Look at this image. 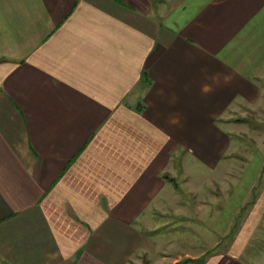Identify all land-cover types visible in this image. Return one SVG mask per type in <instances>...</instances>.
<instances>
[{"label": "crops", "instance_id": "obj_1", "mask_svg": "<svg viewBox=\"0 0 264 264\" xmlns=\"http://www.w3.org/2000/svg\"><path fill=\"white\" fill-rule=\"evenodd\" d=\"M261 108L264 0H0V264H264Z\"/></svg>", "mask_w": 264, "mask_h": 264}, {"label": "rangeland", "instance_id": "obj_2", "mask_svg": "<svg viewBox=\"0 0 264 264\" xmlns=\"http://www.w3.org/2000/svg\"><path fill=\"white\" fill-rule=\"evenodd\" d=\"M262 109L264 108H261L259 110L247 109V112L244 114H234L229 117V119L231 120L236 121V119H239L243 121V123L241 124L242 126H240L239 129L238 128L229 129V133L231 136V142L229 144L228 149L226 150V154L231 155V157H233L232 160L234 161L233 162L234 166H232L231 163H228L229 165L228 164L226 165L229 167V169L235 170L236 162H237L235 157L237 156L244 155L245 157H247L249 155L251 157V155L255 153L264 154V113L261 111ZM186 157L188 158L190 157L189 153L186 154ZM181 158H183V153H182ZM180 160L181 162L183 161L182 159ZM196 163L198 164V166L201 164L200 162H196ZM222 167L220 166L219 169H222ZM178 169H179L180 175L175 180H176V184L178 183L182 187V193H181L182 200L179 202H181L182 206H185V204L192 205V204L198 203L196 201L197 200L196 198L198 197L197 194H195L194 192H188V184L190 185L195 184L193 183L194 179L185 177L186 173L184 171L183 166L179 167ZM195 172L197 174H202V180H204L205 173H202L200 171H195ZM212 173L214 175V178H213L214 184H216V186H220V179L215 178V176L219 173V171L216 170L215 172H212ZM200 184L201 186H203V182L201 183L200 181ZM193 186L191 187L192 189H193ZM195 187H199V183ZM218 196H220V194ZM184 199L187 200V203H185L186 201L185 202L183 201ZM182 228L183 227L180 226V233L178 234L179 236H177V241L173 242L171 245L172 250L170 254L178 255L179 253L184 252V250H192V247H190L192 243H190L191 241L188 239L189 234L181 233ZM195 239H198L199 241L194 242L193 247H200L202 240L199 238H195ZM157 259L159 260V262H157ZM172 260H173V257L164 258L163 260L161 256H157L155 254L151 255L150 253H145V255L143 254L140 258H137V260L136 259L130 260L128 264H170L169 261H172Z\"/></svg>", "mask_w": 264, "mask_h": 264}, {"label": "trees", "instance_id": "obj_3", "mask_svg": "<svg viewBox=\"0 0 264 264\" xmlns=\"http://www.w3.org/2000/svg\"><path fill=\"white\" fill-rule=\"evenodd\" d=\"M203 259H204V258H200V259H190V258H188V259H185V260L180 261V262L175 263V264H190V263H192V262H202Z\"/></svg>", "mask_w": 264, "mask_h": 264}, {"label": "clouds", "instance_id": "obj_4", "mask_svg": "<svg viewBox=\"0 0 264 264\" xmlns=\"http://www.w3.org/2000/svg\"><path fill=\"white\" fill-rule=\"evenodd\" d=\"M211 90V87L209 86V85H207V84H205L204 86H202V91H204V92H209Z\"/></svg>", "mask_w": 264, "mask_h": 264}]
</instances>
